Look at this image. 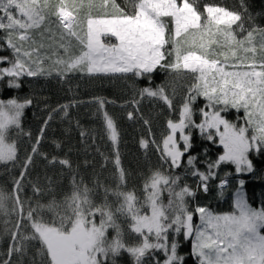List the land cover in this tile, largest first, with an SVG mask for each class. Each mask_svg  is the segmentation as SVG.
I'll return each instance as SVG.
<instances>
[{
    "label": "snow or ice",
    "instance_id": "snow-or-ice-1",
    "mask_svg": "<svg viewBox=\"0 0 264 264\" xmlns=\"http://www.w3.org/2000/svg\"><path fill=\"white\" fill-rule=\"evenodd\" d=\"M241 6L243 11H232L205 4L200 11L197 0H131L130 9L116 0H0V49L11 51V57L0 56V65H7L0 66V81L7 80L8 88H20L23 77L55 74L63 80L73 73L97 78L131 74L149 82L139 89L140 99L134 96L130 101L137 112L144 98L178 111V119L166 121L160 142L143 136L139 140L144 150L154 145L162 164L168 166L167 172L155 169L145 177L141 199L134 190H121L126 172L119 152L120 133L105 109L111 101L95 98L92 102L99 106L103 133L112 146L115 189L97 181L96 190L104 193L97 205L94 190L73 175L70 195L59 202L53 198L47 204L37 201L33 205L31 198H22L24 180L49 120L56 112L67 117L73 105L53 109L22 161L11 192L0 189V222L3 234L11 238L8 258L0 264H12L14 255H25L30 241L39 242L40 264H116L125 252L133 264H145L149 256L154 264H183L185 257L178 252L180 235L191 240L196 264H264V206L249 203L245 179H237L231 211L217 213L197 205L193 212L187 201L196 191L188 184L181 186L182 177L172 174L187 156V169L197 178V188L207 193L209 182L218 179L222 197L232 173L220 177L217 169L232 165L237 177L251 174L255 169L250 154L264 152V27L256 25L251 15L247 16L251 26L246 27L247 8ZM158 69L177 77L191 76L178 109L174 88L170 96L164 85L151 87ZM199 98L205 103L197 122L193 105ZM31 103L30 99H0V162H17L18 143L10 131L25 135L22 117ZM230 110L243 112L237 116L241 123L226 118ZM127 116L134 119V112ZM143 123L151 136L150 121ZM193 130L223 149L215 160L204 162L203 171L197 166L198 157L189 154ZM26 135L31 139V133ZM80 135L84 138L87 133ZM49 163L71 168L66 158L52 157ZM31 187L35 196L44 191L38 183ZM110 196L115 197V207ZM194 215L199 216L198 224L193 223ZM119 218L135 234V243L126 242ZM109 230L114 233L111 238ZM158 252H163V260L156 256Z\"/></svg>",
    "mask_w": 264,
    "mask_h": 264
},
{
    "label": "trees",
    "instance_id": "trees-1",
    "mask_svg": "<svg viewBox=\"0 0 264 264\" xmlns=\"http://www.w3.org/2000/svg\"><path fill=\"white\" fill-rule=\"evenodd\" d=\"M121 7L131 8V0H116ZM243 5L247 8L245 14V26L251 25L247 21V16L251 15L255 24L264 27V0H197V6L203 11L205 4H212L220 7H226L232 11H243ZM3 35V33H0ZM3 41L0 40V45ZM0 56L11 57V51L6 47L0 49ZM0 66H7L0 65ZM192 83L190 75L184 74L177 77L175 74L158 69L153 73L151 87L164 85L168 89V94L173 95L175 89L174 105L178 109L186 94L187 87ZM147 78H136L129 74L127 77H89L76 74L68 75L61 80L57 76L50 77H23L20 88H8L7 80L0 81V99L18 98L20 100L30 99L31 105L25 108L22 117L23 132L25 135H18V130L12 129L10 136L18 143V160L15 164L0 162V189L11 192L12 181L19 176L22 161L31 150V144L35 142L40 134L41 127H44L45 120H48L52 110L60 105H73L68 109V116L64 117L62 112L53 114L49 120L43 139L39 144L38 154L34 156L33 163L29 168L28 176L24 180V192L22 198H31L33 205L37 201L47 204L55 198L58 202L62 201L66 195L72 191L73 175L79 181L83 179L90 189H93V201L99 205L103 202V190H96V182L99 181L109 188L115 189L116 182L113 177L114 167L112 160V146L103 133L102 116L98 111V104L92 102L95 98L101 97L106 101L105 109L116 121L120 133L119 152L123 168L126 172L124 191L134 190L138 197L143 199L142 185L145 177L152 170H168L166 164H162L159 153L151 143L147 150L139 145V140L143 136L146 139H155L160 142L162 136L166 134V121L168 119H178V111L172 112L163 102L144 98L140 101L139 111L137 112L130 101L135 96L139 97V89L148 86ZM205 101L199 98L193 105L196 113L195 119L200 120L199 108L203 107ZM134 112V119H129L127 113ZM230 121H237V116H243V112L237 113L230 110L225 114ZM150 121L151 136L149 135V126L143 123V120ZM81 131H85L87 136L81 138ZM31 133V139L26 135ZM95 137V141H93ZM193 147L190 155L198 157L197 166L205 170V161L215 160L222 153V146L218 143L213 144L204 139L198 131L193 130ZM59 145V147H57ZM41 154H46L48 159H44ZM103 154V155H101ZM52 157L58 159L66 158L71 162V168L60 165L59 163H49ZM104 157H108L105 162ZM250 159L254 164V171L251 174H244L237 177L232 165H221L217 169L220 177L226 172H231L230 180H234L231 189L224 193V196L218 195V179L209 182V191L207 193L197 188V178L191 176L187 169L184 157V165L172 172L173 175H180L181 186L190 185L196 191L194 198H189L187 203L189 209L193 210L197 205L206 206L217 213H223L232 210V193L235 191L238 178L245 179V191L249 203L253 207L264 206V152L260 154L251 153ZM49 181L51 183L49 184ZM32 183H38L44 190L40 196H35L31 187ZM51 191H48V189ZM167 194H164L163 202L167 203ZM109 202L115 207V197L110 196ZM47 219H51L50 213H45ZM0 217V221H2ZM194 219V217H193ZM99 216H97V222ZM125 233V240L132 244L136 242V236L128 231L127 222L119 218ZM114 235L109 230V238ZM171 237V234H170ZM180 255L185 257L183 264H196V260L191 255L190 240H184L183 236L178 237ZM11 243L10 236L3 234V224L0 222V261L7 259V249ZM40 245L38 241H30L27 244L25 255L22 257L14 255L12 264H40V257L36 255ZM156 256L163 260V252L156 253ZM111 264V261L109 262ZM116 264H133L132 258L125 252L116 258ZM145 264H154L151 256L145 258Z\"/></svg>",
    "mask_w": 264,
    "mask_h": 264
},
{
    "label": "rangeland",
    "instance_id": "rangeland-1",
    "mask_svg": "<svg viewBox=\"0 0 264 264\" xmlns=\"http://www.w3.org/2000/svg\"><path fill=\"white\" fill-rule=\"evenodd\" d=\"M73 74H76V75H79V76H82L80 73H73ZM69 75H72V74H69ZM52 76H56L55 74H53ZM230 185H231V189L234 185V180H230ZM191 210V209H190ZM195 208L192 210L194 212ZM200 221H199V216L198 215H194V219H193V223L194 224H198ZM190 245H191V240H190Z\"/></svg>",
    "mask_w": 264,
    "mask_h": 264
},
{
    "label": "built area",
    "instance_id": "built-area-1",
    "mask_svg": "<svg viewBox=\"0 0 264 264\" xmlns=\"http://www.w3.org/2000/svg\"><path fill=\"white\" fill-rule=\"evenodd\" d=\"M228 190H229V188H228L226 191H228ZM226 191H225V192H226Z\"/></svg>",
    "mask_w": 264,
    "mask_h": 264
}]
</instances>
